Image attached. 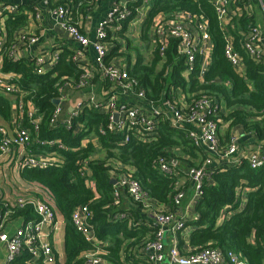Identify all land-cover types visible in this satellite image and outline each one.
Returning <instances> with one entry per match:
<instances>
[{"label": "trees", "instance_id": "1", "mask_svg": "<svg viewBox=\"0 0 264 264\" xmlns=\"http://www.w3.org/2000/svg\"><path fill=\"white\" fill-rule=\"evenodd\" d=\"M50 1L52 3L53 0ZM87 1L90 0L84 2ZM244 1L234 0L238 6H242ZM81 2L83 0H59L55 7L69 4L75 9ZM252 2L258 3L257 0ZM150 6L151 11L141 32L142 44L151 42L150 31L158 15L186 11L208 21L212 50L203 75L200 57L194 72L186 75L184 59L178 56L175 41L170 43L164 58L160 56L159 45H155L149 62L141 51L135 49L136 62L128 70L130 77L139 83L135 93L144 90L145 101L157 105L178 90L187 96L188 105L208 97L213 105L222 108L217 120L220 128L225 127L223 143L228 144L232 131L238 126L243 127L244 134L253 135L258 141L264 140V58L255 61L242 48L243 33L248 22L252 21L246 10L242 7V13H235L227 31H223L209 0H151ZM133 18L124 21L123 28ZM26 23V18L17 15L9 21V28L25 27ZM226 33L233 37L237 50L243 56L242 71L234 69L225 57ZM108 34L112 37L109 42L113 47L107 60H111L119 55L120 46L112 40L114 33L109 31ZM129 42L128 48L133 49ZM13 43L8 41L2 54V70L19 76L16 84L27 94L23 101L25 107L37 110L39 131L25 123L34 141L33 152L46 151L58 156V161L46 169L22 168L19 174L24 181L45 190L52 201L47 202L63 218L64 264H83L85 254L95 244H102L108 252L103 264H151L148 255L141 250L154 240L156 229L147 225L148 219L142 215L139 204L128 199L132 205L127 206L126 199L122 198L116 204V187L111 181H116L118 175L131 169L146 194L158 204L173 209V199L180 191L178 180L174 175L160 173V160L177 159L184 168H196L203 162V152L187 138V129L174 128L168 120L159 123L157 137L143 139L132 134L128 143H123L124 133L107 131L109 114L88 107H84L78 117L72 118L69 129L62 124L52 125L56 103H63V96L79 83L83 74L73 61L74 51L65 49L52 71L38 74L33 61L8 58ZM126 57L131 60L130 55ZM18 101L13 95L0 93V119L10 124L11 130L13 120L18 121L20 116L13 117ZM101 131L105 134L102 135ZM51 140L61 142L64 148L38 143ZM84 140L88 142L83 143ZM102 153L104 157L98 158ZM83 170L87 171L85 177L82 176ZM190 184V181L186 182L185 190L190 188ZM245 192L248 198L243 207L242 194ZM81 206L88 207L93 214L91 225L97 235L96 242L85 240L72 223L73 211ZM0 212L10 213L8 222L38 220L32 207L12 208L1 197ZM195 212L197 217L191 223L193 229L188 242L191 249L233 251L246 264H264V167L253 170L245 160L236 166H217L210 172V181L203 183ZM120 213H128L130 218L116 221ZM11 264L44 262H33L25 250Z\"/></svg>", "mask_w": 264, "mask_h": 264}, {"label": "built area", "instance_id": "2", "mask_svg": "<svg viewBox=\"0 0 264 264\" xmlns=\"http://www.w3.org/2000/svg\"><path fill=\"white\" fill-rule=\"evenodd\" d=\"M84 1V0H83ZM98 2L100 0H90ZM88 1V2H90ZM217 14L220 28L227 31L228 25L235 13H242V7L246 10L249 21L246 30L243 33L242 48L246 55L255 61L264 58V44L261 26L255 19V10L252 0H245L242 6H238L234 0H209ZM46 6L50 5V0H43ZM151 0H118L108 13V19L99 24L96 31V39L91 40L84 35L77 25L70 21L73 8L69 4L56 6L52 10V15L58 21L60 28L66 33L69 40L78 46L73 55V60L78 63L84 52L92 49L96 58L94 63L103 74V76L112 84V91L103 100L97 101L90 98L81 102L71 118L64 122L61 121L62 106L58 104L51 118L52 125L62 124L70 128L72 118L78 117L84 107H88L101 113L109 114V124L107 131L112 133H124L123 143H128L132 134L136 138L150 139L158 136L159 123L161 121H170L172 127L177 129H187V138L195 147L203 152V162L196 168H184L177 159H161L159 162V171L162 175H174L178 180L180 191L173 199V209L168 205H160L148 194L143 191L141 183L133 177L134 171L129 170L117 176L115 184L116 204H119L121 198L129 199L134 204H139L143 210V216L148 219V226L156 229V235L153 241L142 248V253L148 255L151 264H246L235 252H224L218 248H204L200 250H187L181 252L177 246L169 249L165 247L167 234L180 235L182 237L190 236L192 226L189 224L190 210H195V205L202 195V186L205 181H210V172L219 165L236 166L242 159L239 154L238 139L230 136L227 146H223L220 138V126L217 118L221 113L219 105H213L210 98L202 97L192 102V105L182 104L183 94L181 91H174L169 98L165 99L161 105L147 102L144 90L135 93L139 87L137 80L132 79L128 69L125 68L120 60H107L113 43L109 42L108 32L119 31L124 21L131 18L140 17L147 21L151 11ZM258 6L264 13V0H257ZM82 3V2H81ZM135 8H130V7ZM10 13H16V7L7 9ZM146 14V15H145ZM113 29H110L111 27ZM208 21L205 18H199L186 11H176L170 15L160 14L154 19L152 33L154 34L153 43L159 45V52L162 58L172 41L176 42L177 54L184 59L186 75L194 72L195 64L200 57L202 59V70L209 63V56L212 50V42L208 33ZM109 39V40H108ZM114 39V38H113ZM225 39V57L231 66L242 71L244 68L243 56L237 50L234 39L227 33ZM38 41L37 38L26 34L18 35L8 52L9 59L16 60V53L21 46L33 45ZM7 46V41L3 40L0 30V71L2 67V54ZM49 62L45 57H39L35 60V67L38 74L45 73L44 67ZM207 69V68H206ZM206 71V70H205ZM90 74L84 70L77 89H84L89 83ZM0 92L5 95H13L19 100L14 108L13 117H18V121L13 120L12 130L0 127V157H9L15 149H27L30 147L32 138L30 129L26 122L36 132L39 131V120L37 110L32 107L27 110L23 101L27 96L16 84V79H5L0 74ZM122 94H133L137 100L150 108V113H144L142 110L129 105H118V97ZM61 103V102H60ZM164 106V107H163ZM118 115L117 122L115 117ZM9 131H12L10 134ZM104 135L105 131H101ZM42 146L55 147L63 149L59 141H38ZM22 159L17 161V169L33 168L46 169L53 165L58 159H51L49 155L35 154L31 150L24 152ZM247 163L253 170H259L264 167V155L260 153H250ZM87 171H82V176H86ZM190 181L194 188V195L184 209V203L187 197V191L181 182ZM184 184V185H185ZM182 190V191H181ZM10 207L24 209L32 207L38 220L24 222L22 226L15 229L13 233L6 231L9 212H0V243L7 249V264H11L22 251L32 256V261L42 260L44 264H55L56 255L53 246L48 240V232L55 230L57 226V214L52 206L39 197L24 196L17 199L14 205ZM197 217V216H196ZM194 217V218H196ZM128 213H120L116 221L129 219ZM193 218V219H194ZM93 214L88 207L81 206L72 213V223L85 240L96 242V232L92 228L91 221ZM106 248L102 244H95L84 256L83 264H103L104 256L107 254Z\"/></svg>", "mask_w": 264, "mask_h": 264}, {"label": "crops", "instance_id": "3", "mask_svg": "<svg viewBox=\"0 0 264 264\" xmlns=\"http://www.w3.org/2000/svg\"><path fill=\"white\" fill-rule=\"evenodd\" d=\"M85 1V0H84ZM82 2L79 4L78 7L73 9V12L70 16V21L77 25V27L80 29V31L89 37L91 40L96 39V31L98 29V26L101 22L106 21L108 18V13L111 11L113 5L118 0H100L98 2ZM51 2V1H50ZM56 2H59V0H53L52 3H50L49 6H46L43 2V0H0V30L2 32L3 40L9 42H14L15 38L18 35L26 34L31 37H35L38 39V41L33 45L28 46H21L19 47L18 52L16 53L17 57L16 60L19 61L21 59L27 60V61H33L35 63V60L39 57H45L47 61L49 62V65L44 67L45 73H48L52 71L56 65L58 64L61 55L63 54L65 49L74 51L78 49V46L74 43H72L66 33L60 28L58 21L55 19V17L52 15V10L55 8ZM10 7H16L17 12L16 13H10L7 11ZM151 8V6H150ZM255 10V19L258 22V24L261 26L262 29V36H263V44H264V13L263 10L258 6V4L254 5ZM21 16L26 18V26L21 28H9V21L14 20L16 16ZM146 15V14H145ZM125 22L122 23V25ZM146 22H144V19H140V17L131 19L127 23V27L121 29L117 32L110 30L112 33H114L112 36L119 46V55L123 56H116L115 58H111V60H120L126 69L129 70L130 65H134L136 62V50L143 51L145 50V45L141 43V32L143 25ZM112 26L110 29H113ZM9 31H13L12 34H9ZM150 37L151 41L153 43L154 34L152 33V29L150 31ZM109 40V39H108ZM128 40L131 42V47L133 49H129L128 47ZM111 54V53H110ZM130 55L131 60L128 61L127 57ZM96 58V54L92 49H88L84 52L78 63H76L74 60V63L78 65L84 74V70H88L90 74L89 83L86 88L84 89H77L76 84L72 89H69L66 95L63 96L64 101L61 102L62 106V114H61V121L64 122L66 120H69L73 114V112L76 111L78 105L83 102L87 101L90 98H94L97 101L105 99L110 92L112 91V84L103 76V74L100 72L96 64L94 63ZM1 61V58H0ZM2 68V67H1ZM3 69V68H2ZM1 69L0 74L5 78H14L16 81L19 79V76L14 73H6L3 72ZM82 74V75H83ZM1 93V92H0ZM183 94V102L182 104L185 105L187 102V96ZM118 105H129L133 106L135 108H138L142 110L144 113H150V108L143 103H141L139 100L136 99V97L133 94H122L118 97ZM164 107V106H163ZM224 110V108H223ZM6 127H10V124H5ZM10 134H12V131H9ZM233 135L238 139V145H239V154L242 160L248 159L250 156V153H260L264 155V140L258 141L257 138L253 135H247L243 132V127L238 126L232 131ZM31 134V133H30ZM222 128H220V138L223 146H227L225 143H223L222 139ZM91 140L96 143L95 137H92ZM88 140H84L83 143H87ZM33 146L34 141L32 140L30 147L25 149H15V151L9 156V157H0V197L8 203L9 205H12L11 203L16 202L18 198V194L15 190L11 189V183L9 180H5L2 178L3 171L8 170V166L11 164H3L4 160H11V161H18L22 159L24 152L32 151L33 152ZM43 152V151H42ZM38 152L39 154H45L49 155L51 159H58V156L55 153H48L46 151ZM36 153V154H38ZM103 154V153H102ZM104 157V156H98ZM2 164V165H1ZM17 164V162H16ZM17 168V166H16ZM19 174V170H18ZM12 179L15 181V179L12 177ZM22 180V182H25L23 179H21L19 174V179ZM182 185L185 186V182ZM185 184V185H184ZM35 184H33L34 186ZM32 186V185H30ZM36 186V185H35ZM189 188V187H188ZM187 197L186 201L184 203V209L188 208V205L190 204V201L194 195V188L192 183L190 184V188L187 190ZM243 197V207L247 201V193L242 194ZM47 196L50 198V196L47 194ZM125 204L127 206H131L132 203L126 199ZM188 216H190L189 224L196 220V212L195 210H190L188 213ZM194 218V219H193ZM24 221L22 220H16L11 222L7 227L6 231L8 233H13L16 228L22 226ZM65 224L64 220L60 215H57V226L56 229L50 232H48V240L50 244L53 246L55 255H56V262L61 264H64V234H65ZM183 242L182 245L180 243ZM189 242V236L182 237L179 234L173 235V234H167V238L165 240V247L169 249L172 246H177L181 252L186 253L189 248L188 245ZM0 254H2V261H0V264H7V249L4 246V244L0 243ZM58 256V258H57Z\"/></svg>", "mask_w": 264, "mask_h": 264}, {"label": "rangeland", "instance_id": "4", "mask_svg": "<svg viewBox=\"0 0 264 264\" xmlns=\"http://www.w3.org/2000/svg\"><path fill=\"white\" fill-rule=\"evenodd\" d=\"M145 50L142 51V54L144 55L146 62H149L152 59V52L154 50V43L149 42L145 43ZM0 126H3L7 129H10L9 127H6L7 125H5V123L2 122V120L0 119ZM222 128V132L224 133L225 131V127H221ZM98 156H104V154H99ZM16 162L17 161H11V160H4L3 164H9L8 166V170L7 171H3L2 173V178L5 180H9L11 183V189L15 190L16 193L18 194V198L20 197H24V196H30V197H34V196H38L39 198L45 200V201H51V199L47 196V192L41 188H39L38 186H33L32 183L29 182H22V180H18L19 179V174H18V169L16 168ZM2 165V164H1ZM12 177L15 179L16 182H14V180L12 179ZM32 185V186H30ZM187 191V189H186ZM17 198V199H18ZM16 199V200H17ZM52 202V201H51ZM16 202L11 203L12 205H14ZM11 222L7 221V226L10 224ZM2 254H0V261H2Z\"/></svg>", "mask_w": 264, "mask_h": 264}, {"label": "water", "instance_id": "5", "mask_svg": "<svg viewBox=\"0 0 264 264\" xmlns=\"http://www.w3.org/2000/svg\"><path fill=\"white\" fill-rule=\"evenodd\" d=\"M206 68H207V65L204 66L203 72H205ZM56 104L57 105L60 104V101H58ZM117 120H118V115H116V117H115L116 122H117ZM111 183L114 185V184H116V181L112 180Z\"/></svg>", "mask_w": 264, "mask_h": 264}]
</instances>
